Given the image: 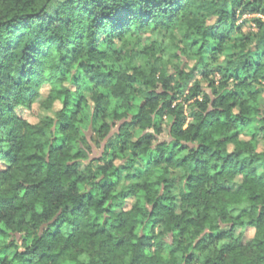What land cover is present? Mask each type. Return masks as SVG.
<instances>
[{"label":"clouds","instance_id":"9594fccd","mask_svg":"<svg viewBox=\"0 0 264 264\" xmlns=\"http://www.w3.org/2000/svg\"><path fill=\"white\" fill-rule=\"evenodd\" d=\"M0 264H264V0H0Z\"/></svg>","mask_w":264,"mask_h":264}]
</instances>
